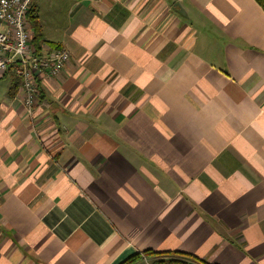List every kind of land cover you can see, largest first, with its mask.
Masks as SVG:
<instances>
[{"label":"crops","instance_id":"obj_1","mask_svg":"<svg viewBox=\"0 0 264 264\" xmlns=\"http://www.w3.org/2000/svg\"><path fill=\"white\" fill-rule=\"evenodd\" d=\"M32 10L43 45L70 60L41 82L32 120L0 100V264H119L145 250L264 264L262 7Z\"/></svg>","mask_w":264,"mask_h":264},{"label":"built area","instance_id":"obj_2","mask_svg":"<svg viewBox=\"0 0 264 264\" xmlns=\"http://www.w3.org/2000/svg\"><path fill=\"white\" fill-rule=\"evenodd\" d=\"M34 0H0V80L13 76L20 81L15 99L34 118L40 101V84L47 79H60L70 54L65 48L32 44L28 13Z\"/></svg>","mask_w":264,"mask_h":264},{"label":"trees","instance_id":"obj_3","mask_svg":"<svg viewBox=\"0 0 264 264\" xmlns=\"http://www.w3.org/2000/svg\"><path fill=\"white\" fill-rule=\"evenodd\" d=\"M264 10V0H255ZM28 21L33 29L32 43L38 51L42 49L44 44L42 28L38 21V17L35 12L30 9L28 13ZM12 83L10 85L8 95L10 98H15L19 92L20 81L11 76ZM119 264H209L195 255L178 252V251H162L157 252L154 250H145L137 252Z\"/></svg>","mask_w":264,"mask_h":264},{"label":"rangeland","instance_id":"obj_4","mask_svg":"<svg viewBox=\"0 0 264 264\" xmlns=\"http://www.w3.org/2000/svg\"><path fill=\"white\" fill-rule=\"evenodd\" d=\"M11 83H12V78L9 75L6 76V78H4V79L1 80V82H0V100L3 99L5 97V95L7 94L8 89L10 88Z\"/></svg>","mask_w":264,"mask_h":264},{"label":"water","instance_id":"obj_5","mask_svg":"<svg viewBox=\"0 0 264 264\" xmlns=\"http://www.w3.org/2000/svg\"><path fill=\"white\" fill-rule=\"evenodd\" d=\"M175 6H177V7H179L180 9H179V11H178V13L180 14V15H185V13H184V11L181 9V6L179 5V4H176Z\"/></svg>","mask_w":264,"mask_h":264}]
</instances>
